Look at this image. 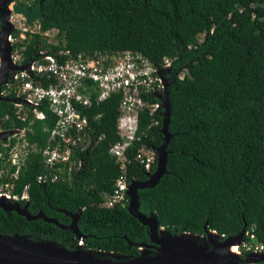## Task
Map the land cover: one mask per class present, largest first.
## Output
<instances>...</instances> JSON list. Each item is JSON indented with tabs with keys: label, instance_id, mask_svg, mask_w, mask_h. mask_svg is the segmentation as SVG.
I'll return each instance as SVG.
<instances>
[{
	"label": "trees",
	"instance_id": "16d2710c",
	"mask_svg": "<svg viewBox=\"0 0 264 264\" xmlns=\"http://www.w3.org/2000/svg\"><path fill=\"white\" fill-rule=\"evenodd\" d=\"M40 4L44 15L38 20L40 29H57L58 42L48 43L39 33L15 42L14 47L25 46L24 62L41 49L52 54L59 49L74 54L131 50L154 65L165 57L172 60L165 72L171 134L167 172L154 187L138 190L139 211L155 213L159 226L172 233L204 235L207 224V230L230 236L246 225L264 244V0H41ZM18 34L14 29L13 35ZM6 97L13 98L14 92ZM149 98L157 101L153 94ZM119 99L113 94L83 109L93 141L76 150L80 166L71 177L65 171L64 178L54 182L37 180L39 174H49L39 151L47 144V128L54 125L47 105L39 106L47 119H35L29 110L22 121L13 102L0 100V129L27 128L25 138L36 147L17 178L8 174L1 182L12 183V194L18 196L28 185V198L21 204L28 203L32 214L42 211L68 224V213L80 209L77 225L83 248L136 256L135 243H151L147 226L129 213L127 201L103 206L104 193L112 191L121 173L109 153L119 138ZM163 114V108L140 114L141 140L127 151L128 182L147 179V171L133 158L137 149H155L162 143ZM154 120L159 124L151 125ZM15 141L0 140V169L8 157L4 143ZM0 233L27 234L66 247L79 243L72 231L1 208Z\"/></svg>",
	"mask_w": 264,
	"mask_h": 264
},
{
	"label": "built area",
	"instance_id": "2783aa9c",
	"mask_svg": "<svg viewBox=\"0 0 264 264\" xmlns=\"http://www.w3.org/2000/svg\"><path fill=\"white\" fill-rule=\"evenodd\" d=\"M35 22L37 21L27 23L24 20V26L13 25L8 37L10 43L17 42L18 36L23 38L29 33H36ZM14 29L19 30L18 36L13 35ZM11 61L16 66H27L24 70L11 71L1 89V95L5 97L14 92V97L10 99L17 107V118L26 120L30 110L33 118L47 119V114L39 109L41 103L47 105L54 118V125L50 129L47 128V144L39 149L43 165L49 170V174H39V182H54L64 178L65 171L68 178L71 177L72 171L80 166L75 157L76 150L86 149L93 141V128L83 109L104 102L113 94L120 95L119 116L116 120L119 138L111 145L109 153L115 157L121 173L116 178L112 191L104 193L103 206L111 207L122 201H127L128 205L127 190L130 182L127 170L130 159L127 151L136 141L141 140L138 135L140 114L144 111L154 114L163 108L161 95L167 82L165 72L171 66L172 60L165 57L161 64L154 65L140 52L131 50L111 54H74L68 49H59L52 54L41 49L37 56L24 62L21 47V50L14 49ZM183 75L184 73L179 77L182 78ZM150 94L155 95L157 101H152ZM158 124L159 121L154 120L151 125ZM13 129L17 132L9 136L8 140L15 138L16 141L12 145L9 142L4 143V146L8 147V157L5 168L0 169V184L4 183L9 189L4 191L0 188V196L9 200L21 199L22 202L28 198V185L24 187L21 196H18L12 194V183L1 182V179L8 174L9 178H17L28 153L35 151L36 147L30 145L25 138L27 128ZM21 143L25 150L20 148ZM133 159L150 172L157 159L156 151L143 146L137 149ZM13 167L14 171L9 173ZM256 240L253 227L245 230L243 241L237 245L239 255L264 252V244Z\"/></svg>",
	"mask_w": 264,
	"mask_h": 264
},
{
	"label": "water",
	"instance_id": "95a60500",
	"mask_svg": "<svg viewBox=\"0 0 264 264\" xmlns=\"http://www.w3.org/2000/svg\"><path fill=\"white\" fill-rule=\"evenodd\" d=\"M10 0H0V17L2 19V28L0 30V100L11 101L10 98H7L1 95V86L5 84L8 80V75L13 70H24L27 69L26 65L16 66L12 64L11 61V49L12 44L10 43L8 37L11 34L13 25L9 21V16L12 12L22 14L27 23H32L34 21H38L44 17L41 12V4L38 3L33 10H28L26 7L19 3L13 2L9 4ZM11 6V8H10ZM167 94V82L165 83V89L162 93V106L164 108L163 120L161 132L163 134L162 143L155 148L156 151V168L150 173L147 172V179L143 181H131L128 185V205L127 209L129 213L138 219L143 225L148 228V235L150 244L139 243L136 244L138 248H146L149 252L154 253V255H150L149 257H154L158 254L164 253L167 249H175L177 251L176 257L173 261L168 264H209L204 263L203 258L204 254L208 253H217L220 256H223L224 251L230 245H238L244 239V233L246 230V225H244L243 229L235 234L230 236L219 235L214 230H207V224L205 225V234L198 235L190 233L204 240L202 242H198L199 248L198 251H192L188 248L181 247L177 245V236L181 235L185 232H170L164 227H160L157 219V215L155 213H150L149 215H145L139 211V195L138 190L145 188L154 187L160 180V178L167 172L166 170V162H167V145L169 143L171 134L168 130L169 122H170V106L169 101L165 97ZM17 132L16 129H6L0 130V139L6 140L7 136H11ZM28 203L21 205L19 203L11 202L7 197L0 196V208L6 212L15 211L19 215L24 216L27 220H36L38 218L43 219L46 222L54 223L58 227L72 231L75 235V238L79 240V243L76 246L66 247L62 244H58L55 240L49 239H33L30 235L27 234H4L0 233L2 237H14L17 236L16 239L18 243H11L10 239L6 241L0 242V264H79L72 258V256L76 255L78 252V248H81L82 251H87L91 248H83L81 239L82 234L78 228L77 221L80 215V209L75 213H68L71 218L70 223L62 224L56 218L48 217L44 212L38 211L35 214H32L27 209ZM166 232V237L162 235L161 230ZM44 242L52 247H60L66 250L69 254L58 253L57 251H40L37 249H33L30 247H24L21 244L28 243H38ZM131 244V242H129ZM102 251V250H94ZM107 252V251H104ZM109 253V252H107ZM115 253V252H114ZM122 257L128 256L119 254ZM141 253L139 250L138 255L133 257H140ZM238 260L242 262L260 264L264 262V252L262 253H248L244 257L239 254L235 256ZM108 260L112 263H117L120 261L119 258L110 256Z\"/></svg>",
	"mask_w": 264,
	"mask_h": 264
},
{
	"label": "bare ground",
	"instance_id": "6f19581e",
	"mask_svg": "<svg viewBox=\"0 0 264 264\" xmlns=\"http://www.w3.org/2000/svg\"><path fill=\"white\" fill-rule=\"evenodd\" d=\"M11 8V6H10ZM12 9V8H11ZM162 235L165 237L166 232L162 229ZM17 236L14 237H2L0 236V242L6 241L10 239L11 243H18L16 239ZM177 245L181 247L188 248L192 251H198L199 244L198 242H202L204 239L199 236L190 234V233H182L177 236ZM24 247H30L33 249H37L40 251H57L58 253L69 254L66 250L60 247H52L44 242L38 243H28L21 244ZM78 252L76 255L72 256L76 262L79 264H168L173 261L176 257L177 251L175 249H167L166 252L158 254L154 257H149L150 255H154V253L149 252L146 248H141L140 257L133 256H125L122 257L118 253L114 252H104V251H96L94 252L92 249L87 251H82L81 248H78ZM239 252L237 250V245H230L223 253V256L218 255L217 253H208L204 254L203 262L209 264H254L248 262H242L238 260L235 256L238 255ZM110 256L117 257L120 259L117 263H112L108 260Z\"/></svg>",
	"mask_w": 264,
	"mask_h": 264
},
{
	"label": "rangeland",
	"instance_id": "374dc122",
	"mask_svg": "<svg viewBox=\"0 0 264 264\" xmlns=\"http://www.w3.org/2000/svg\"><path fill=\"white\" fill-rule=\"evenodd\" d=\"M23 2H24V0H22ZM12 15L11 16H9V21H10V23L12 24V25H18V26H24V21L22 20V18H23V15L22 14H19V13H14V12H12L11 13ZM38 22V21H37ZM37 22H35V24H36V33H39L40 35H42L43 37H46V39H47V42L48 43H52V44H56L57 42H58V39H57V29H50V30H47V31H41V29L39 28V25H38V23ZM31 26H32V24H31ZM33 29V28H32ZM28 36H31V34L29 33V34H27V35H25L23 38L22 37H20V36H18V40L17 41H22L23 39H26V38H28ZM203 37H204V35L203 34H201V35H199V40H202L203 39ZM16 40V39H15ZM10 41V40H9ZM12 44V43H11ZM13 45V44H12ZM21 47H22V50L24 49V47L25 46H20V47H18V46H15L14 47V45H13V51H14V49L16 48V49H19V50H21ZM12 102V101H11ZM32 123V122H31ZM22 150H25V147H23L22 146V143H21V147H20ZM0 188L2 189V190H8L9 188L8 187H6L5 185H4V183L3 184H0ZM10 201L11 202H13V203H19V204H21V199H14V198H11L10 199ZM22 205V204H21ZM241 244V243H240ZM240 244H238V245H240ZM139 250H140V248H139ZM241 256V255H240ZM242 257H244V256H242Z\"/></svg>",
	"mask_w": 264,
	"mask_h": 264
},
{
	"label": "flooded vegetation",
	"instance_id": "af4514ba",
	"mask_svg": "<svg viewBox=\"0 0 264 264\" xmlns=\"http://www.w3.org/2000/svg\"><path fill=\"white\" fill-rule=\"evenodd\" d=\"M33 1H35V0H24V2L22 1V0H15V1H11L9 4H12L13 2H15V3H19V4H21V5H23L24 7H26L28 10H33L34 8H35V6L38 4V3H40L41 2V0L34 6V7H32V3H33ZM0 6H1V4H0ZM17 14V13H16ZM12 14H10V16H11ZM22 20L24 21L25 20V18H24V16H23V18H22ZM26 21V20H25ZM3 25V24H2ZM2 25H0V30H1V28H2ZM12 47H13V45H11ZM12 53H13V48L11 49V53H10V55H12ZM0 67H1V61H0ZM10 74H11V72L9 73V75H8V77L10 76ZM1 89H3V85L1 86ZM0 130H2V129H0ZM8 138H9V136H7L6 137V140H1V141H3V142H6L7 140H8ZM40 239V238H39ZM245 256V255H244Z\"/></svg>",
	"mask_w": 264,
	"mask_h": 264
}]
</instances>
